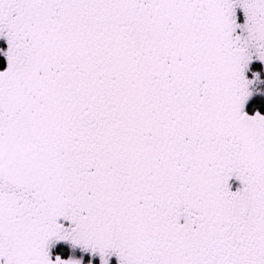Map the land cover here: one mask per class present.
Instances as JSON below:
<instances>
[{"label": "snow or ice", "instance_id": "6c2138e0", "mask_svg": "<svg viewBox=\"0 0 264 264\" xmlns=\"http://www.w3.org/2000/svg\"><path fill=\"white\" fill-rule=\"evenodd\" d=\"M0 264H264V0H0Z\"/></svg>", "mask_w": 264, "mask_h": 264}, {"label": "trees", "instance_id": "16d2710c", "mask_svg": "<svg viewBox=\"0 0 264 264\" xmlns=\"http://www.w3.org/2000/svg\"><path fill=\"white\" fill-rule=\"evenodd\" d=\"M4 65H3V63L2 62H0V68H2Z\"/></svg>", "mask_w": 264, "mask_h": 264}]
</instances>
